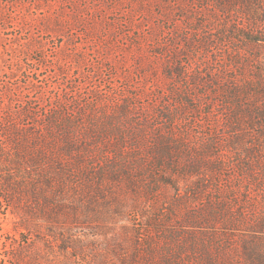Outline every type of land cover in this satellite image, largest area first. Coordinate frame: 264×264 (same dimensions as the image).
I'll use <instances>...</instances> for the list:
<instances>
[{"label":"rangeland","instance_id":"374dc122","mask_svg":"<svg viewBox=\"0 0 264 264\" xmlns=\"http://www.w3.org/2000/svg\"><path fill=\"white\" fill-rule=\"evenodd\" d=\"M222 6L0 0V145L11 142L6 127L45 133L51 125L61 145L64 134L74 139L62 158H84L79 171L74 163L71 172L51 170L53 184L43 186L49 203L25 187L31 171L14 168L19 179L8 203L0 184V264H124L149 236L162 252L184 251L182 264H201L200 248L234 245L235 233H251L264 212L261 196L232 189L242 184L223 173L207 175L205 190L194 191L202 173L187 172L186 150L213 133L226 136L210 80L229 61L226 49L240 46L231 31L248 17L239 3ZM206 35L217 45L202 47ZM227 68L232 75L235 66ZM165 134L186 150L164 154L159 166L154 148ZM218 201L229 212H218ZM153 219L157 227L148 224Z\"/></svg>","mask_w":264,"mask_h":264},{"label":"trees","instance_id":"16d2710c","mask_svg":"<svg viewBox=\"0 0 264 264\" xmlns=\"http://www.w3.org/2000/svg\"><path fill=\"white\" fill-rule=\"evenodd\" d=\"M216 2L220 6L239 3L248 17L247 24L237 23V28L241 31H231V34L237 35L236 42L240 43V46L226 49L229 61H223L222 63L225 65L221 66L216 77L210 80L219 98L221 111H223L225 140L222 141L218 133H213L202 146L188 152L182 148L180 143L173 141L172 135L165 134L154 148L159 152L156 155V161L160 166L164 162L162 160L164 154L175 152L182 154V151L186 150L187 166L190 169L187 172L190 174L202 173L203 184H193L191 188L194 191L202 186L205 190L207 186L204 181L207 180V175L223 173L227 180L232 179L242 184V186H232V189L241 190L242 195H250L253 199L261 196L264 200V11H262L264 9L261 7L264 6V2L262 3L261 0H216ZM216 12L214 10L213 13ZM260 23L263 24L260 25ZM225 38L226 35H223L217 39H220L219 42L224 45ZM215 43L217 45L216 39H211L209 35H206L205 40L202 41V47L209 48ZM229 64L235 66L232 75H228ZM246 72L247 76H245ZM243 76L245 77L242 78ZM27 111L25 112L27 113ZM24 115L26 114L24 113ZM29 130L27 127L19 128L16 125L13 128L6 127L4 129L11 135L10 144L0 145L2 153H6V158H8L7 161H5L6 158H3L0 162V184L6 187V192L8 190V195L1 198L6 203L9 202L8 198L11 195L9 191L13 190L10 185L18 183L16 179H19L14 168L21 170V173L33 172L35 179L31 180L29 186H25L28 189L24 188L35 193L38 197L42 196L44 203H49L43 186L53 184L51 170L56 167L59 171L71 172L72 163L76 165L74 166L76 170L79 166L82 167L83 156L78 155L70 163L71 160L63 159V156L60 155L59 151L62 150L68 156L72 154L74 139L71 134L67 133L61 136L65 144L61 145L58 142L60 137L51 125L45 129V133ZM145 134V130L141 129L142 139L145 138ZM10 145L15 151L13 156L8 154ZM140 170L143 169L140 168ZM19 187L16 185V190L20 189ZM216 209L218 212L224 213L227 209L226 202L218 201ZM148 224L150 226L157 225L155 219ZM250 232L244 236L235 233L237 244L233 245L222 241L221 245L216 244L218 248L206 245L194 254H199L201 264H264V212L260 221L252 225ZM172 234L171 237L178 240L179 236L175 233ZM171 237L167 239L168 245L173 246ZM227 239L229 241L231 238ZM152 240L153 238L150 236L146 240L138 239L134 252L127 258H123L124 264H182L180 255L184 251L162 252L157 249ZM212 241L210 239V242Z\"/></svg>","mask_w":264,"mask_h":264}]
</instances>
